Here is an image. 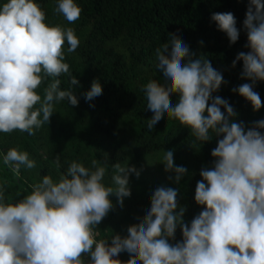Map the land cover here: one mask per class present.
I'll use <instances>...</instances> for the list:
<instances>
[{
	"label": "clouds",
	"instance_id": "9594fccd",
	"mask_svg": "<svg viewBox=\"0 0 264 264\" xmlns=\"http://www.w3.org/2000/svg\"><path fill=\"white\" fill-rule=\"evenodd\" d=\"M55 12L69 23L79 19L82 9L76 0H55ZM243 28L245 47L232 61H242V77L251 81L238 92L261 108L253 86L264 81V0H248ZM210 19L231 43L240 35L231 12L212 13ZM36 0L0 2V132L14 130L33 135L54 112V104L66 100L75 106L78 98L72 85H78L65 62L80 41L72 28L50 25ZM202 43V41H201ZM167 53V54H166ZM156 67L162 84L150 80L144 86L149 131L165 118L191 129L203 143L213 134L222 136L211 151L210 169H202L195 186V202L203 209L190 224L183 223L185 209L176 202L177 190L158 187L150 197L143 222L127 229V235L97 239V225L112 209L111 195L122 205L130 196L129 175L134 167L116 163L110 184L107 166L92 159L90 167L72 161L57 180L49 175L34 184L31 192L16 202H7L0 188V264H264V119L245 130L243 122H233L236 113L228 101L211 94L218 91L222 74L210 62L192 58L188 46L173 37L155 50ZM61 74H68L70 87L61 89ZM46 78L51 82L41 96L37 89ZM102 93L94 80L84 99L91 101ZM176 94L175 104L170 97ZM38 105V106H37ZM221 108L224 111H221ZM5 164L18 170L35 167L26 151L13 147L3 156ZM165 172L174 173L179 183L186 173L174 166L173 152L164 151L160 160ZM57 165L59 160L57 159ZM173 177H170L172 179ZM177 225L182 240L175 244ZM88 257L87 261L84 257Z\"/></svg>",
	"mask_w": 264,
	"mask_h": 264
},
{
	"label": "trees",
	"instance_id": "16d2710c",
	"mask_svg": "<svg viewBox=\"0 0 264 264\" xmlns=\"http://www.w3.org/2000/svg\"><path fill=\"white\" fill-rule=\"evenodd\" d=\"M36 2L45 12L46 23L72 28L80 41L71 53L66 51L67 43L63 45L70 74L79 81L72 85L78 104L72 106L66 100L54 104L48 123L34 130L33 135L19 130L0 132V188L6 201L23 199L44 175L57 180L74 160L90 167L91 160L96 159L107 166L106 184H110L113 164L134 167L139 172L138 177L135 173L129 175L130 196L122 205L114 195L109 197L113 207L97 225V239L107 238L110 243L113 236L124 237L129 227L141 224L152 193L161 186L177 190V211L183 207V223L190 224L203 209L194 199L196 183L202 179L199 173L213 166L211 151L222 136L213 134L212 139L200 143L191 129L168 118L149 131L150 113L143 89L150 80L162 84L155 50L175 37L188 46L193 59L206 58L222 74L219 90L211 95L228 101L236 113L231 118L233 122H243L247 130L254 121L264 119V81L253 86L261 99V108L256 111L249 101L232 91L251 83L241 75L242 61L232 66L237 54L250 51L245 47L247 32L243 28L248 0H76L82 11L79 19L71 23L54 11L55 0ZM226 12L233 14L240 32L238 40L231 44L210 19L212 13ZM71 76L58 77L62 90L70 87ZM51 79L46 78L37 89L41 96ZM94 80L101 84L102 93L86 101L84 93ZM177 99L173 94L170 103L175 104ZM13 147L26 151L35 161L32 169L21 165L17 179L2 167L4 154ZM167 150L173 152L174 166L187 170L179 183L160 162ZM174 237L169 243L182 240L179 225ZM119 259L121 264H127L124 254Z\"/></svg>",
	"mask_w": 264,
	"mask_h": 264
},
{
	"label": "rangeland",
	"instance_id": "374dc122",
	"mask_svg": "<svg viewBox=\"0 0 264 264\" xmlns=\"http://www.w3.org/2000/svg\"><path fill=\"white\" fill-rule=\"evenodd\" d=\"M2 164H3L2 167L4 169L10 170L12 178L13 179H15V178L17 179V177L19 176V170L14 169V166L12 164H5L4 162H2ZM84 258L87 261L88 257L85 256Z\"/></svg>",
	"mask_w": 264,
	"mask_h": 264
}]
</instances>
